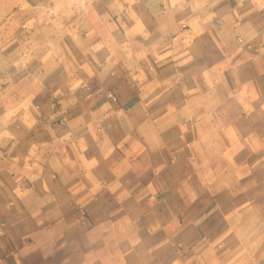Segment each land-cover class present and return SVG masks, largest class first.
<instances>
[{
  "label": "crops",
  "instance_id": "crops-1",
  "mask_svg": "<svg viewBox=\"0 0 264 264\" xmlns=\"http://www.w3.org/2000/svg\"><path fill=\"white\" fill-rule=\"evenodd\" d=\"M90 2L0 41V264H264V0Z\"/></svg>",
  "mask_w": 264,
  "mask_h": 264
},
{
  "label": "rangeland",
  "instance_id": "rangeland-1",
  "mask_svg": "<svg viewBox=\"0 0 264 264\" xmlns=\"http://www.w3.org/2000/svg\"><path fill=\"white\" fill-rule=\"evenodd\" d=\"M90 1L51 0L29 6L22 0H0V41L25 28L36 34L28 35V44L62 42L68 30L83 19Z\"/></svg>",
  "mask_w": 264,
  "mask_h": 264
}]
</instances>
